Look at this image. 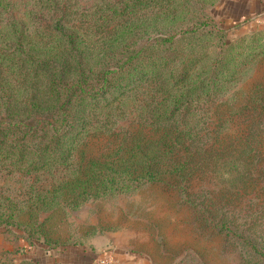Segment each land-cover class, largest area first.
<instances>
[{
	"label": "trees",
	"instance_id": "16d2710c",
	"mask_svg": "<svg viewBox=\"0 0 264 264\" xmlns=\"http://www.w3.org/2000/svg\"><path fill=\"white\" fill-rule=\"evenodd\" d=\"M214 1L33 0L15 18L0 0V264H78L47 255L107 227L70 231L73 212L141 187L173 192L233 264H264V71L237 85L264 67V26L226 39Z\"/></svg>",
	"mask_w": 264,
	"mask_h": 264
},
{
	"label": "rangeland",
	"instance_id": "374dc122",
	"mask_svg": "<svg viewBox=\"0 0 264 264\" xmlns=\"http://www.w3.org/2000/svg\"><path fill=\"white\" fill-rule=\"evenodd\" d=\"M96 1L77 0V3L80 7H89ZM32 3L33 0H13L10 15L23 18ZM204 12L222 27L224 37L230 40L264 26V0H215ZM6 18L1 21V28ZM263 71L262 65L250 63L240 73L237 85L256 78ZM10 178H0V188L9 185ZM175 200L173 192L141 187L84 205L69 218V230L81 232L93 225L107 229L94 232L83 246L68 245L54 255L78 264H200L201 259L208 264H233L232 257L221 252L215 237H206L189 228L186 212ZM103 250L109 252L110 260L99 263L97 257ZM47 256L41 255V260H49Z\"/></svg>",
	"mask_w": 264,
	"mask_h": 264
},
{
	"label": "crops",
	"instance_id": "0c3cea01",
	"mask_svg": "<svg viewBox=\"0 0 264 264\" xmlns=\"http://www.w3.org/2000/svg\"><path fill=\"white\" fill-rule=\"evenodd\" d=\"M94 240V239H92ZM18 245H22L24 247V253H29L32 251H36V255L40 254L43 255V253L34 250L35 248H33L32 246L26 244L25 242H23L22 240H19L18 242H16ZM93 243V242H92ZM14 246V241L13 240H8L5 238L4 234L1 232L0 229V258L1 257H12L14 255V253L12 252V248ZM54 257V253L52 255L51 258Z\"/></svg>",
	"mask_w": 264,
	"mask_h": 264
},
{
	"label": "built area",
	"instance_id": "2783aa9c",
	"mask_svg": "<svg viewBox=\"0 0 264 264\" xmlns=\"http://www.w3.org/2000/svg\"><path fill=\"white\" fill-rule=\"evenodd\" d=\"M106 259H109L110 260V255H109V252L108 251L103 250V251H101L100 256L97 257V261L99 263H103V262L106 261Z\"/></svg>",
	"mask_w": 264,
	"mask_h": 264
}]
</instances>
